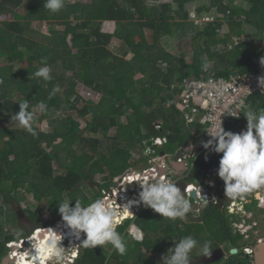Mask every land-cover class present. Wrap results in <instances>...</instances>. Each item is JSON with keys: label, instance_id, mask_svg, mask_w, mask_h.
Here are the masks:
<instances>
[{"label": "trees", "instance_id": "1", "mask_svg": "<svg viewBox=\"0 0 264 264\" xmlns=\"http://www.w3.org/2000/svg\"><path fill=\"white\" fill-rule=\"evenodd\" d=\"M27 1L0 0V14L12 16L10 20H0V62L4 63L0 65V200L13 208L7 223L3 222L5 213L0 208V264L9 254L8 243L32 234L14 226L19 220L15 204L22 205V190L47 207L51 216L47 226H51L61 220L59 200L79 196L84 203H90L102 196V189L115 177L132 166L148 164L146 155L134 159L140 149L144 152L147 141L169 137L161 150L174 155L204 133L203 125H187L183 120L179 86L184 78L229 77L257 68L264 57V0H206L196 8L197 16L213 9L214 14L222 16L203 24L189 20L190 0L163 3L160 9L147 0H66V7L57 13L44 9L43 0ZM22 6L25 12L19 11ZM48 21L64 29L44 34L33 26ZM106 22L132 31L141 38L140 43L135 45L128 39L124 41L127 53L115 54L112 46L116 38L104 29ZM225 26L253 28L257 35L254 39L250 34L246 41L236 44L229 33H222ZM146 28L154 32L153 44L146 38ZM187 37L193 45L190 63L185 60L187 49L173 52L164 44ZM128 53L132 56L126 59ZM42 60L53 70L51 81L32 75L43 66ZM163 63L166 68L161 66ZM57 84L60 91L50 96ZM79 84L99 95L101 102L90 100L78 108L71 97ZM25 100L32 108L40 101L47 103L48 112L35 114L33 127L46 120L52 131L33 136L25 129L2 126L1 112L11 118ZM248 107L258 112L264 108V97L252 95ZM52 109L55 117H51ZM65 110L69 114L61 116ZM88 113L91 117L82 127L81 121ZM157 123L161 128L155 127ZM237 123H227L226 130L235 132ZM112 129L116 131L110 135ZM55 163L63 172L58 173ZM100 176L102 182L97 181ZM193 178L194 175L190 180ZM35 206L29 202L24 211L33 226H39ZM187 217L173 221L145 207L136 217V224L145 234L142 242L129 239L123 256L109 250L110 245L92 249L79 244L73 264H163L161 254L186 235H193L201 245L211 241L212 249L225 246L229 258L225 263L212 264H252L244 253H231V249L239 248L241 236L234 233L230 216L208 206L201 218H196L192 210ZM131 222L128 219L117 230L127 235ZM17 232L21 235H15ZM199 254L192 252L194 256Z\"/></svg>", "mask_w": 264, "mask_h": 264}, {"label": "clouds", "instance_id": "2", "mask_svg": "<svg viewBox=\"0 0 264 264\" xmlns=\"http://www.w3.org/2000/svg\"><path fill=\"white\" fill-rule=\"evenodd\" d=\"M66 7V0H43V8L51 13H57ZM42 67L32 75L44 81L53 79L52 68L42 60ZM264 64V57L260 60ZM259 84L264 86V77L259 78ZM60 91L57 84L53 87L50 96ZM222 94V90H221ZM235 103L239 113L242 112L247 120L246 128L240 132L225 130L222 123L214 124V131L210 132L211 139L201 141L204 149L222 154L217 168L218 177L224 182V193L230 199L245 200L247 196L264 189V108L258 112L248 110L244 100L230 101ZM48 112V105L40 101L32 108L27 100L19 103V111L11 116V121L18 122L28 133L35 136L33 127L35 111ZM227 113L232 116V110L225 105ZM209 133V132H208ZM147 154V153H146ZM140 191L138 198L129 200L120 208L105 196L84 203L79 196L58 201V213L68 229L67 233L60 232L52 227L38 234V242L34 244L33 264H69L66 248L62 244L65 235H71L85 248H94L97 245H110L118 255H125L129 247V239L142 242L143 231L138 226H132L127 235L119 232L118 226L122 223L121 209L129 210L133 205L142 204L159 213L169 220H184L192 210L191 199L176 182L164 178V175L153 174L149 180L146 175H136ZM73 199L75 203L72 204ZM130 211V210H129ZM86 238L81 240V235ZM15 235L20 236L17 232ZM200 248L199 255H210L211 241H204L201 245L193 235L181 237L174 241L171 248L162 257L163 264H191L194 255L192 252ZM198 256V255H195Z\"/></svg>", "mask_w": 264, "mask_h": 264}, {"label": "built area", "instance_id": "3", "mask_svg": "<svg viewBox=\"0 0 264 264\" xmlns=\"http://www.w3.org/2000/svg\"><path fill=\"white\" fill-rule=\"evenodd\" d=\"M207 17V20L199 22L195 19V21L196 23H203L204 21H210V18L212 21L215 19V16ZM225 33H231L230 28ZM240 42L242 41L235 40L236 44ZM262 77H264V64L259 63L255 69L235 73L229 77L209 76L207 78H197L190 75L184 78L179 86L182 90L179 97V106L183 114V120L187 125L195 123L203 125L204 133L188 145L182 146L179 150L181 155L177 160L172 159L177 153L174 155L167 153L163 156L160 155L161 147L167 143L169 137L152 138V145L158 147L153 148L146 143L145 155L152 156L148 160V167L143 170L135 166L130 167L123 174L115 177L107 188L102 189V196L110 199L117 208H120V205L129 200L137 199L140 187L138 181L134 179L136 175H146L151 180L153 174H163L164 178L176 182L179 187V183L184 182V190L180 188L182 192L185 191L186 195L190 197L194 215L208 206H214L219 213L230 216L234 233L240 235L245 243L242 248L244 256L252 261L257 244L264 243V231L262 229L264 226V189L247 196L245 200H233L226 197L224 182L218 177L217 173L204 172L209 176L201 175L193 181L190 180V177L201 172L198 166L199 162L209 152V150L203 148L201 141L211 139L210 132L214 131V124L219 125L222 123L226 130L227 123L235 124L238 121L235 132H240L246 128L245 115L242 112L239 113L235 103H230V101L239 102L242 99L248 105V100L252 95L257 94L264 97V86L259 84V78ZM226 104L236 116L222 113L227 110L225 109ZM156 128H161V124L157 123ZM170 161H175L182 167L181 170L173 169L169 165ZM102 177H98L97 181L102 182ZM193 191L197 193L195 197L191 196ZM144 208L145 206L140 204L133 205L129 209L130 211L121 209L122 223L118 228L124 225L128 219H131L132 222L129 224L127 232L132 226H138L136 217ZM62 223L64 222L60 220L57 224ZM38 230L41 229H37L35 233ZM144 237L145 234L143 240ZM83 238L84 234L81 235V240ZM24 239L27 240L28 238ZM21 241L23 239L19 240V242ZM75 242L77 245L72 246L73 253L68 255L69 264L74 263L79 253L80 240L75 239ZM14 243H17V241L8 243V247L10 248Z\"/></svg>", "mask_w": 264, "mask_h": 264}, {"label": "rangeland", "instance_id": "4", "mask_svg": "<svg viewBox=\"0 0 264 264\" xmlns=\"http://www.w3.org/2000/svg\"><path fill=\"white\" fill-rule=\"evenodd\" d=\"M32 2V0H30ZM93 0H69V2H73V3H76V2H81V3H91ZM174 0H147V3L149 5H156L159 9L161 8V5L163 3H168V2H173ZM26 2H28L26 0ZM207 1L206 0H190L188 5H187V9L189 10V20H198L199 22L200 21H203V20H207V16H217L218 14H214V9L211 10L210 12H203L200 16H197V12H196V8L199 7L201 4H204L206 3ZM174 3V2H173ZM26 7H21L19 8V11H22V12H25V9ZM222 15H218V17H221ZM12 19V16L9 15V14H0V20H10ZM179 20V19H178ZM210 21H204L203 23L205 22H211L212 19L210 18L209 19ZM203 23H199V24H203ZM33 26L35 28H39L41 29V32H43L44 34L46 33H49L52 29L53 30H57V31H62L64 29V26L63 25H60L58 24L57 22H44L43 24H39V23H34ZM104 29L108 32H111L114 37L116 38V42L113 44L112 46V49L113 51L115 52V54L119 55V56H124L125 53H127L128 51V47L125 46V42L126 40L128 39H131L132 43L137 45L140 43L141 41V38L135 34H133L132 31H128V30H120L118 29L114 23L112 22H106L104 24ZM230 28V32L229 33L232 37H233V40L235 42V40H239V41H246V39L248 38L249 34H253L254 36V39L256 38V35H257V30L255 29H249L248 27L247 28H236V27H231V26H225L224 29L222 30V33H225V31L227 29ZM251 30H254L253 32ZM145 34H146V38L149 42V44H153L154 41H155V37H154V32L151 30V29H145ZM253 39V37H252ZM168 43V41H165ZM164 42L165 46L171 50V51H175L177 52L178 49L180 48H185L188 50V53L185 55V60L186 62L190 63L192 62V56H191V51L193 50V45H192V40L190 37H187L186 39H183V40H180L178 38V41L176 40H171L170 43H168L169 45H167L166 43ZM132 56V53H128L125 58L126 59H129L130 57ZM4 64L3 62H0V65ZM162 67L166 68L167 67V64L166 63H163V65H161ZM61 72V70H59V73ZM68 76H71V73L68 74ZM62 91V90H61ZM72 101L73 102H77V105H78V108H83L84 106H86L88 104V101H94L95 103H100V96L97 95L96 93H94V91H92L91 89L87 88L84 84H79L77 86V89H76V93L73 97H71ZM36 107V106H35ZM34 107V108H35ZM248 110H251L250 107L247 108ZM40 113V111L38 110V108L36 109L35 111V114L38 115ZM72 113V112H71ZM69 112H67L66 110L62 112V115L61 116H66L68 115ZM55 112L54 110L52 109L51 111V117H55ZM77 114H74L73 116H76ZM91 117V114L88 113L86 115V117L84 118L85 120L81 121V126L82 127H85V121H88V119ZM1 119L3 120V123H2V126H9V128L11 129H17V130H23L24 128L18 123V122H14V121H11V118L6 114V113H2L1 112ZM76 120L79 121V124H80V118H78L77 116L75 117ZM156 127V125H155ZM35 131L36 132H49V131H52V128L51 126L48 124V122L45 120V121H41L39 123H37L35 125ZM115 129H112L110 131V135H113L115 133ZM42 146H44V143H42ZM145 149L144 148V152L142 151V149H140L136 155V157L134 158L135 160H138L139 158H141L142 155H145ZM152 156H148L149 159H151ZM175 157V156H174ZM159 163V162H157ZM143 166L142 167V170L145 168V167H148V164L147 163H143ZM140 166V167H141ZM55 168L57 169L58 173H61L63 172V170H61L58 165L55 163ZM201 175H207L209 176L207 173L204 174V172H199L198 175H194V178L192 180H196L198 179ZM213 175V174H212ZM21 192H23L24 194V197L23 199H21V203H22V206L24 208H27L28 206V203L29 202H32L33 204H35L36 206L33 208L34 209H37V211L39 212V216H40V220H41V225L39 226H33V224L26 220L25 218H23V220H21V222H19V220L17 221L16 224H14V226L17 227V225L21 226L25 232H28V231H32V234L30 236H32L35 231L37 229H43V228H46V227H52L54 229H56L58 231V233L60 232H64V233H67L68 231L66 229H61L62 227H64V223L62 224H57L58 221H56L55 223H53L51 226H47V222H51V216L49 214V211L47 210V207L42 204V205H39L38 202L36 200H34L32 194L30 192H27L25 190H22ZM89 194V192H88ZM38 206V208H37ZM0 208H2L4 210V218H3V222L4 223H7V216H9L11 213H12V207L5 204L3 200H0ZM30 208V207H29ZM202 214H203V210L201 212L198 211V213H196V215H194L196 218H201L202 217ZM188 217L186 216L185 220H187ZM6 228H10L8 225L6 226ZM263 231H264V226L262 227ZM43 231V230H42ZM67 237L71 236V235H65ZM85 236V235H84ZM72 240H74L72 238ZM33 242V241H32ZM81 242V241H80ZM35 244V243H34ZM34 244L33 246H28V243H24V244H17V247H13V251L11 253V251H9V254H12L13 255V258H17L16 256L18 254H23L21 255V257H23L24 255H30V254H33L34 255ZM72 244H75V246L77 245V243L75 242V240L72 242ZM80 244V243H79ZM239 249H240V252L243 253L242 251V248L243 246L245 245V243L243 242V239L240 238L239 240ZM8 245V244H7ZM67 246V249H66V254L67 256L69 255V253H73L72 251V246L68 245L67 243L65 244ZM14 246H16V244H14ZM28 246V248H27ZM65 247V246H64ZM18 249L21 250V252L18 251ZM109 250H112L111 247L108 248ZM200 251L198 249V247L196 248V251L194 250L193 253L195 254H198ZM229 254V255H228ZM165 254H161V257L162 258ZM230 256V253H227L226 254V257L224 258V260ZM18 259V258H17ZM223 260V261H224ZM17 261V260H16ZM15 261V262H16ZM221 262V261H220ZM222 263H225L222 262ZM15 264V263H14Z\"/></svg>", "mask_w": 264, "mask_h": 264}, {"label": "water", "instance_id": "5", "mask_svg": "<svg viewBox=\"0 0 264 264\" xmlns=\"http://www.w3.org/2000/svg\"><path fill=\"white\" fill-rule=\"evenodd\" d=\"M152 140H149L147 141V145L148 146H152L153 148H157L158 146L157 145H152ZM162 148V147H161ZM165 151L164 150H161L160 151V155H165ZM181 155V151H178L177 154L175 155L174 157V160H177ZM222 154H216L214 152H208L207 154H205L203 156V158L201 159V161L199 162V170L201 172H213V173H217V168H218V164H219V158ZM172 164V161L169 162V165ZM178 168H182L180 166H178ZM180 187L184 190V187H185V184L184 182H180L179 183ZM197 195L196 191H193L191 193V196L195 197ZM43 229H46V228H43ZM34 237V235L28 237V239H23V241L19 242L17 241V243H14V244H24V243H28V241L30 239H32ZM14 244H12L10 246V251L12 253L13 251V247H16L14 246ZM231 253L232 254H237L238 253V249L237 248H233L231 249ZM226 256L225 254V250L222 248V247H218V248H215L213 250L210 251V255H207V256H202L200 257L201 258V262L202 264H212V263H217V262H220L224 259V257ZM1 264H14V258L13 256H11V254H8L7 256H5L3 258V261ZM252 264H264V243H260V244H257L256 246V250H255V254H254V257H253V260H252Z\"/></svg>", "mask_w": 264, "mask_h": 264}, {"label": "bare ground", "instance_id": "6", "mask_svg": "<svg viewBox=\"0 0 264 264\" xmlns=\"http://www.w3.org/2000/svg\"><path fill=\"white\" fill-rule=\"evenodd\" d=\"M48 227H46V229H47ZM46 229H41V230H38L36 233H35V235H34V237L32 238V239H30L29 241H28V246H33V244L34 243H37L38 242V234L39 233H41V232H43V231H45ZM61 229V231H62V229H66L67 231H68V229L65 227V225H64V227H62V228H60ZM43 230V231H42ZM63 232V231H62ZM72 238L75 240V238L73 237V236H69V237H67V236H65V238L63 239V241H62V244L65 246V244L67 243L68 245H70L71 244V246H75V244H72V242L74 241V240H72ZM33 241V242H32ZM21 244V243H20ZM28 246H27V248H28ZM16 247H17V244H16ZM65 248H66V246H65ZM18 251L19 252H21V250L20 249H18ZM24 254V253H23ZM23 254H18L16 257L18 258H14V263L15 264H33V254H30V255H24L23 257H21V255H23ZM11 256H13L12 254H11ZM17 260V261H16ZM16 261V262H15Z\"/></svg>", "mask_w": 264, "mask_h": 264}, {"label": "flooded vegetation", "instance_id": "7", "mask_svg": "<svg viewBox=\"0 0 264 264\" xmlns=\"http://www.w3.org/2000/svg\"><path fill=\"white\" fill-rule=\"evenodd\" d=\"M172 159H174V156H173V158ZM15 209H16V213H17V217L19 218V222H21V220H23V218H25L26 220H28V221H30L29 220V218H28V214H27V212H25L24 211V207L21 205H18V204H15ZM31 222V221H30ZM32 223V222H31ZM219 247H222L224 250H225V254H227V253H229L228 251H227V249L225 248V246H223V245H221V246H219ZM216 248H218V247H216ZM215 249V248H214ZM238 249V253L240 254V249L239 248H237ZM213 250V249H212ZM211 251V250H210ZM229 255V254H228ZM241 255V254H240ZM202 256H204V255H198V256H193L192 257V259H191V264H202V262H201V258L200 257H202ZM226 257V256H225ZM224 257V258H225ZM229 258V256L226 258V259H228ZM246 258V257H245ZM224 260V259H223ZM222 260V261H223Z\"/></svg>", "mask_w": 264, "mask_h": 264}, {"label": "crops", "instance_id": "8", "mask_svg": "<svg viewBox=\"0 0 264 264\" xmlns=\"http://www.w3.org/2000/svg\"><path fill=\"white\" fill-rule=\"evenodd\" d=\"M245 123H247L246 117H245ZM141 165H143V163H141L140 166H141ZM178 166H179V165H178L175 161H172L171 167H172L173 169L181 170V168H178ZM135 167L138 168V169H140V168H142L143 166L139 167V166L136 165Z\"/></svg>", "mask_w": 264, "mask_h": 264}]
</instances>
